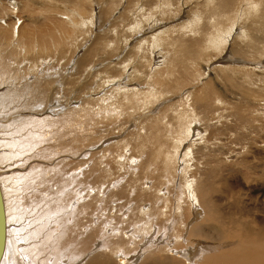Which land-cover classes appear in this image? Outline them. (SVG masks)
Listing matches in <instances>:
<instances>
[{
    "label": "bare ground",
    "instance_id": "6f19581e",
    "mask_svg": "<svg viewBox=\"0 0 264 264\" xmlns=\"http://www.w3.org/2000/svg\"><path fill=\"white\" fill-rule=\"evenodd\" d=\"M144 1L149 5L154 2V0ZM34 2V0H0V197L5 221L4 246L0 254V264H264V226L256 227L242 217L228 216L224 222L219 214L218 204L211 197L213 190H216L214 189L215 180L221 177L218 175L221 161L216 160L217 158H230L227 161L238 168L240 176L243 175L245 179L251 173L248 171L251 167L247 165L248 161L239 159L241 147L232 146L226 150V143H217L222 129L209 123L212 119L209 114L213 115L224 107L215 103L212 87L209 85L202 87L198 94L191 95L190 102L185 100L180 104L181 108L175 103L177 99L173 101L174 103L168 101L166 105L165 103L156 104L160 99L161 101L165 99L163 95L172 93L170 96L172 97L178 95L184 88L189 89L190 86L186 81H189V78L194 80L196 75L200 76L197 71V66L200 64L196 65L198 63L195 64V62L204 58L205 56L202 57V55H205L207 50L211 52L212 49H219L223 45L222 50H219L221 55L225 44L229 39L232 40L234 35L240 40L244 37L240 44L246 47L247 53L252 54L250 56L252 60L234 57L236 54L234 56L232 54L228 56L227 63L226 60L218 61L222 63L219 66L224 67L223 65L235 63L239 66L251 64L255 70H259L261 75L259 81L262 84L260 86L256 84L258 87L255 86V89L239 84L238 90L244 94V97L246 94V97L256 93L264 94V0H221L220 3L218 1V4H211V7L206 8L208 11L205 20L210 19L211 15L221 16L224 9L232 11L226 15L227 20L234 17L233 10L236 4L244 2L240 14L235 12L234 20H238L241 14H245L250 24L244 26L240 32L234 31L235 20L225 33L221 34L222 32L215 28L213 22L208 26L205 21L199 24L202 16L200 17L197 10L193 11L185 23L180 22V25L173 29L177 35H180L172 38L170 42L174 54L167 57L165 53L158 56L160 60H155V68L163 65L160 67L161 70L154 69L155 72L158 71L157 74L151 75L149 71L137 68L138 65L145 64V67L148 65L146 62L150 60L145 59V63L137 60L131 67L128 64L121 66L122 72L117 71L121 78L107 80L108 84L111 83L110 86H118L116 90L131 86L125 90L124 94L128 93L129 97L124 95L123 98L126 101L123 104L127 103V106L132 104V107L150 104L151 108L147 115L139 114L131 121L133 128H137L136 134L132 132L135 137H133V157H140L142 160L140 164L130 166L135 175L132 185H122L124 179L120 178L122 180H116L112 186L113 190L109 189L110 192L105 194L106 196L99 194L102 184L99 186L98 180L106 176L104 174L108 171L107 168L101 167L100 163L93 158L89 159L91 164L86 167L85 161L81 159L87 155L83 152L85 150H80V145L85 141L83 119L91 118V113L94 120L95 117L98 118L110 111H112L111 115L116 117L117 112L107 108L98 111L99 108L96 107V113L93 110L91 112L92 108L85 110L79 105L78 109L65 107V105L72 107L71 101L65 103L67 99L63 101L61 96V100L58 94L66 87L61 90L62 85L71 84L74 80L66 75L55 79L50 70L53 66L49 65L46 54L51 46H56L55 51L61 50V55L62 39L65 37L55 38L49 30L35 36L37 32L33 29L25 31L24 35H14H17L19 31L17 28L20 25L16 28V24L23 13L34 17ZM72 2L70 16L67 15L66 18L69 25L75 27L76 21L72 18V13L81 14L86 0H72ZM209 2H206V6H210ZM43 7L48 13L56 11L51 2H44ZM94 17L90 16L88 22L93 24ZM83 20L81 18V22ZM135 21L131 27L133 33L130 36H152L150 37L151 46L154 48L160 46L161 43L159 44L158 40L167 32L164 27L156 28L157 24L155 26L151 24L148 29H144L145 26L140 21ZM65 22L67 24V21ZM54 24L64 35L75 31L70 26L71 29L67 28L68 24L62 21L55 20ZM100 25L103 26L101 23ZM209 28H215V30L209 31ZM181 32L184 36L189 32L199 38L185 40ZM106 34V36H112L109 29ZM142 40L140 39L139 42L141 43ZM108 46L107 39L98 37L91 49L80 58V65L86 62L85 59L90 60L98 53L105 51ZM239 54L238 56H242ZM136 57L137 54L132 59L135 60ZM193 63L195 66H192ZM43 64L49 67L40 68ZM121 67L118 69L121 70ZM151 67L149 68H154ZM46 68L47 71H45ZM130 68L134 77V80L131 78L133 82L129 79L131 73L124 75L126 69ZM77 70L79 72V69ZM139 72H142L141 75ZM176 73H178L177 77H175ZM147 76L148 78L154 76L151 83L148 82L149 85L144 83L148 85V88L150 86V89L145 92L137 91L136 86H140L141 83L139 81L135 83V81L140 79L138 77ZM183 76L186 81H180ZM243 77V79L246 78ZM185 93L188 99L191 92ZM77 96L79 95H75ZM151 99L155 101L158 99V101L155 103ZM166 100L163 102H167ZM121 101L122 97L118 101L119 104L117 102V106L113 104L115 110L122 107ZM233 108V113H228L224 117L232 116L233 119L236 117L238 119H236L238 125L234 124L236 128L240 127L239 123L241 126L248 124V115L244 114V109L237 106ZM23 113H29V115L21 116ZM32 114L40 116H31ZM81 114L84 117H81ZM135 114L137 113L134 112L133 115ZM222 116L219 115V117ZM228 129L231 131V128ZM202 131L208 135L205 136ZM235 139L238 141H232V143L241 145L244 134L236 133ZM105 141L108 139L102 140L100 144ZM198 141L202 144L200 145ZM209 145H214V149L211 150ZM206 148L209 151L206 152ZM131 161L134 162V158H131ZM177 176L182 186L180 187L187 193L186 200L191 206L186 218L181 197L177 194ZM197 176L200 182L195 186ZM180 187L178 186L179 190ZM113 202H115L114 206H112ZM113 209L115 214H111L115 217H111L109 221L116 219L121 224L107 221L113 224L107 231L109 224H106L108 220L106 214L109 212L105 211ZM123 211L127 216H123ZM104 213H106L105 216ZM122 216L126 218L123 219ZM170 219L172 227L181 220L179 234L170 236L171 225L168 223ZM123 223L127 228L122 227ZM209 234L216 235L218 239L210 237ZM220 234L224 237L222 241ZM212 242L216 244L214 249L211 247ZM123 244L124 247H121ZM129 244H135V249L134 247L131 250L128 249ZM227 244L231 245V249L220 251ZM213 251L217 253L213 254Z\"/></svg>",
    "mask_w": 264,
    "mask_h": 264
},
{
    "label": "rangeland",
    "instance_id": "374dc122",
    "mask_svg": "<svg viewBox=\"0 0 264 264\" xmlns=\"http://www.w3.org/2000/svg\"><path fill=\"white\" fill-rule=\"evenodd\" d=\"M34 1H35L34 2V10H35L34 12L35 13L33 14L34 17H30L29 14L23 13L21 19L16 24V28L20 25L17 28L19 31L17 35L16 34L14 35L15 36H20L21 34L24 35L25 31L27 30L29 31L33 29L38 33V34L36 33L35 36H39V34L41 35L42 33L44 34L48 32L49 30V32H51V34L55 36V38H59V36L65 37L62 39L63 48H62L61 55H60L61 50L56 49L55 51L56 46H51L49 48V51H47L48 53H46L47 60H49V65L51 64V66L55 68V70L52 67L50 69L51 72L54 74L53 76L55 77V79L61 78L62 76L66 75L69 78H72L74 80L73 82L74 84L71 83V84L65 85L66 84L65 83L60 88L62 90V88L66 86L65 89L63 88L60 94H58L59 98L61 99V96H62V98L64 99L63 101H65V98H66L67 102L65 103H68L71 101L70 106L72 105V107L69 108V106L67 105H65V107L66 108L68 107V109H73V108L78 109L80 106L81 108H85V110H89L88 108L90 109L92 108L91 112L93 110L96 113H97V108H99L98 111L100 109L103 110L104 108H107V109H112L115 113L117 112L116 117H113L111 115L112 111H110V113L109 112L103 113L104 115L99 114L100 116H98V118L95 117L94 120L92 119L93 116L91 113H90L91 118L88 117L87 119H85L84 115L81 114V117H84L83 120L85 121V123L83 121V124H84L83 129L85 131L83 133L87 136L86 138V136L83 135V137H85V141H83L82 142L83 144L80 145L81 146L80 150L82 151L85 150L83 152H86L87 155L84 157H81V159L85 161L86 167L91 164L90 163L91 161H89V159L93 158L94 161H96L97 163H100L101 167H106L108 170L104 174L106 176L101 177L100 180H98L100 183V184L98 183L99 186L102 184L100 186L102 190L100 189V193H99L102 196H106L105 194H108L110 190L111 191L113 190L112 186L116 180L119 181V180L124 179L122 180V185H125V186L132 185V179L134 178L135 175L134 173H132L131 167L134 165L140 164L142 160L140 157H133L132 147H133V142H134L133 140L135 137L132 135V132L135 133L137 128L135 127L133 128V125H131V121L132 119L134 120V118L138 117L139 114H144V116L147 115V113L149 112L151 108L150 104L148 105L140 104L136 107L134 105L132 107V104L130 105L128 104V106L126 105L127 103L123 104L125 103L124 101H126L123 98L125 95L124 93H126L125 90L126 88H130L131 86L126 87V88L124 87L121 90H116L118 89V86L117 87L110 86L111 83L108 84L107 80L115 78V77H118L120 79L121 77H119L118 74H120L123 70L121 66L128 64L129 67H131L133 64H135L137 60H142V62L145 63V59L150 60V61H147L146 63L148 65L150 63V65L153 66L154 68L150 69L152 68L150 65L149 66L147 65L146 66L147 68H146L144 66L145 64L143 66L138 65L137 68L144 69L146 72L149 71L151 75L157 74L158 71L155 72V70L157 69L161 70L160 67H162L163 65L160 66L159 68H155L156 67L154 63L155 60L157 61L160 60L161 58H158V56L163 55L165 53H167V57L169 56L171 57V55L174 54V52H172V45L170 42H172L173 40L172 38H175L180 35H177L176 31H173V29H176V27L180 25V22L185 23V21L188 18H190V15L191 13H193V11L195 12L197 10L200 13V17L201 16L203 17V18L201 17V19L199 20L201 21L199 22V24L200 23L203 24V22L205 21L206 25L208 26L209 23L213 22L215 25V28L219 29V31L222 32L221 34H223L225 33L226 29L231 25L232 21L236 20V19L234 20L235 12H238V14H240V11L243 9V3H244V2H240V4H236V6L234 7L235 9L233 10L234 17L232 19L228 18L226 20V15H229L230 13H232V11L224 9V13L222 14L223 16L216 15L215 17H213V15H211L213 18L211 17L210 19L205 20V17H207L206 16V12L208 11L207 9L211 7V4L216 5L218 4V1L220 3L221 0H154L153 4H150V5L148 4V2H145L144 0L143 2L142 0H125V1L124 0H92V1L86 0L85 8L84 10H82V13H81L82 15L85 14L84 16H82L79 12H78L79 13L78 15L76 12L72 13L73 14L72 18H74V20L76 21L75 27H72L71 24L69 25L68 23V18H66L67 15L70 16L69 10L72 8L71 7L73 4L72 0H34ZM138 1L140 4L138 3ZM207 1H210L208 3L210 6L208 5L206 6ZM44 2L53 3L56 8V11L55 12L51 11V13L46 12V9L43 7ZM184 2L186 4H184ZM142 6L143 8H141ZM92 15L93 17L95 16L93 24L88 22L89 17L90 16L92 17ZM81 18L82 20L84 19L85 21L83 20V22H81ZM55 20L62 21L65 24H66L65 21H67L68 25L66 24L67 26L66 25L65 26L67 28L70 26L74 28L75 31L66 33L65 35L62 34L61 31L55 27V24H54ZM105 20L108 21L109 23L106 22ZM134 21L135 22L140 21V23L145 26L144 29H148L151 26V24L154 26L155 24H157L156 28L164 27V30L167 32L164 33L165 35L160 36L158 40V43L159 44L161 43L160 46H158L157 48H154V46H151L150 37L152 36H130L133 33L132 32L133 29L131 27L134 25ZM153 21H155L156 23ZM100 23L103 26H101ZM114 23H115V26H114ZM248 23L250 24V20L246 18L245 14L244 15L241 14L238 20H236L235 22L236 27L234 28V31L235 32H240V30L242 31L243 30L242 28H244V26L249 25ZM4 25H6V23ZM99 25L101 27H99ZM215 28H209V31H214ZM108 29L110 30V33L112 34V36H106L107 35L106 32ZM182 33L183 32H181V34ZM99 34L100 36H98ZM215 34L216 33L214 32V35ZM181 36H184V34H182ZM98 37L99 39L100 38L107 39V44L110 47L108 46L105 51L98 53L97 56L93 57L90 60H88V58L85 59L86 62L84 61L83 65L81 66L80 58L89 49H91V47L94 45V42L98 39ZM136 37L137 38L140 37V39H143L142 42L140 43L139 42L140 39L139 38L136 39ZM145 37H147V39ZM161 37L164 38V40H162ZM184 37H185V40L186 38L187 39L199 38V36H194L189 32L185 33ZM243 39L244 37L242 38V40ZM245 39L247 41V38ZM144 40L147 43H145ZM242 40H240L238 36L234 35L233 39L232 40L229 39V41L225 44V48L223 49L224 54L222 53L221 55H220L221 53L220 51L224 47L223 45H221L220 47L221 49L220 48L216 50L212 49L211 52L210 50L209 51L207 50L206 54L202 55V57L203 56L205 57L200 59V61L198 59L195 62V64L198 63L196 65L200 64L199 66H197V71L200 74V76L198 77L196 75L194 80L192 78H189V81L188 80L186 81V78L184 76L180 78V81L187 82V84L190 86L189 89L184 88L182 90L183 92L181 91L182 93L180 92L178 93V95H173L172 97H170L172 93H169V95L168 94L163 95L162 97L164 98L165 96V99H163L162 101L160 98H159L160 99L159 101L157 99L158 103H156L157 101H155L154 99H151V100H153L158 105H160L161 103H165L166 105L168 101H170L171 103L177 99L175 103H177L178 107L180 106L181 108L182 106L180 104L184 103L185 100L186 102H190L191 95L198 94L202 87L206 85H209L210 87H212L215 93L214 95L215 103H217L218 105L221 104L220 106L224 107L223 110L221 109V111L223 112H221L219 109L218 111L214 112L213 115L209 114V116L212 117L209 123H211L212 125H216L217 127L222 129V134L219 135L217 139V143L218 144L220 142L226 143L227 144L226 150H228V148L229 149L232 148V146L241 147L239 149L241 152V155H240L241 157L239 156L240 157L239 159L243 158L244 160L248 161V164L247 163L246 164L251 166L248 168V171H250L251 173L249 177L245 179L243 175L240 176L241 174L238 172V168L233 167L232 165H230L231 162L227 161V160H230V158L228 157L225 159L217 158L216 160L221 161V163L219 164L220 170L218 171V175L221 177L220 179L215 180L214 189L216 190H213L211 197L218 204L217 208L219 207L220 209L219 214L221 215V218L223 217L224 222L227 220L228 216H232L236 218L242 217L248 223L251 222L252 224H255L256 227L257 226L262 227L264 226V139H263L264 138V94L256 93L251 96L248 94L249 95L248 97H246L247 96L246 94L244 97V94H242L241 91L238 90V87H237L239 86V84H244L246 87L249 86L251 88H254L255 86L258 87L260 86V84H262L259 81V76L261 75H260L259 70L257 69L255 70V68H253L251 64H248L246 66L245 65L239 66V64L235 63L234 65L228 64V65H223L224 67L222 66L220 67L219 65L220 64L222 65V63L218 62L221 60H226L225 62L227 63V60L229 58L228 56L232 54H233L232 56H234V54L237 55V56L235 55L234 57H239V58L241 57L248 61L252 60V58L250 57L252 54L247 53L246 47H244L243 44H240V42L242 43ZM51 48L52 50H50ZM137 48H138V51H137ZM241 48L243 50H241ZM238 53H240L242 56H238ZM133 54L134 55L137 54V57L139 56L140 58L136 57L135 60H133L132 59L134 57ZM223 58H226V59H223ZM237 60L240 61L239 59ZM168 61H169V58H168ZM78 64L80 65L81 68L79 67ZM49 65L43 64V66H40V68L42 67L48 68ZM193 65L194 63L192 64V66ZM118 67H121V70H119ZM47 68L45 69V71H47ZM77 69H79V72ZM127 69L124 75H129L131 73L129 76V79L132 78L134 80L132 69L131 68L129 70ZM56 71H58L57 75H56ZM117 71L118 72L120 71V73H118ZM204 71H206L205 74H204ZM139 73H140L139 75H141L142 72H139ZM177 76H178V73L175 74V77ZM243 76H245L246 78L243 79L244 78ZM153 77L154 76H151V78H148L147 76V77H138L140 78L139 80L135 79L136 80L135 83H138L137 81L141 83L140 86L138 87L136 86L137 91L139 92L148 91V89H150V86L148 88V85L151 83V79ZM227 77L229 78L227 79ZM147 79H149L150 81ZM148 82L150 83L148 84ZM144 83H147L148 85ZM73 86L75 87L73 88ZM67 87L69 89L71 87V89L69 90ZM186 91L191 92V94L188 96V99H186V96H187V93H185ZM77 94L79 95L77 96L78 98L75 97V95ZM125 96L129 97V94L127 93ZM121 97H122V101L120 103L122 107L121 108L118 107V109L116 108L115 110L114 105L117 106L119 104L118 101L121 100ZM166 97H170V98H166ZM193 97L194 96H192V98ZM60 99H59V103L61 102ZM164 100H166L167 102H163ZM178 100L179 101L181 100V102L179 103ZM89 103L90 105H88ZM84 105H88L89 107L84 106ZM235 106L242 108V110L244 109L245 111L244 114L248 115V124L241 126V123H239L240 124L239 128L234 127V124L238 120L236 117L234 119L232 116L224 117L228 113H233L234 111L233 107ZM83 112L84 111H82V113ZM134 112H136L137 114L133 115ZM25 114L29 115V113H23L21 114V116H25ZM220 114L223 116L219 117ZM34 115L40 116L36 114H32L31 116H34ZM131 116H134V117L131 118ZM96 119H99V120H96ZM201 124L203 125V123ZM202 127L204 128V126ZM227 128H231V131L230 129L227 130ZM130 130L132 131L129 132ZM205 131H202V132L206 136L208 135L207 134L208 132L206 131L207 132L206 133ZM224 132L225 134H223ZM239 132L244 134V139L240 142L241 145H236L235 143H232V141L234 142L238 141L235 139V135L236 133H239ZM104 139L105 140L108 139V141H105L104 143L100 144V142ZM200 141H198L199 144L201 143ZM209 148L211 150L214 149V145H209ZM205 151L207 152L209 151V149L206 148ZM124 152L126 153V155ZM131 158H134V162L131 161ZM179 182H180V179L177 176L176 178V183H177L176 185H177V190H178L177 194L180 195L181 197V205L184 209L185 218H186L190 213L191 206L188 200H186L187 193L185 192L183 188H181L182 186ZM198 182H200V179L197 176V180L195 181V186L198 184ZM178 186L179 187L181 186L180 187L181 191L178 189ZM114 188L116 189V187ZM114 203L115 202L112 203V206H114ZM105 212L107 213L109 212L108 214L104 213V216L105 214L108 216L107 217L108 220H106V224H109L108 222H112V223L115 222L118 225L121 224L116 219H114V221H109V219L111 220V217H115V215L113 216V214H115L114 209L112 211H105ZM123 212L125 214V211ZM123 212L121 214H123ZM124 214L123 216H127V214L125 215ZM125 218L126 217H123V219ZM171 219L168 221L169 224L171 222ZM181 220L180 222H177L178 224L174 225L173 227L170 224L171 225V235L170 236L179 234L181 230ZM111 224L108 225L107 231H108V228H111L110 227ZM122 227L127 228L124 223ZM209 235L210 237H213L216 240L218 239L216 235H211V234ZM221 236L222 235L220 234L219 237ZM140 238H142V236ZM223 238L224 237L222 236L221 241ZM209 241H211V238H209ZM212 243H211V247L214 249L216 247V244L215 242H212ZM130 245L131 244H129L128 249L131 250L135 246V244H132L131 246ZM121 247H124V244ZM228 248L231 249L230 244H227V246L221 248L220 251L222 252L227 251L229 250ZM212 253L215 254L217 253V251H213Z\"/></svg>",
    "mask_w": 264,
    "mask_h": 264
},
{
    "label": "water",
    "instance_id": "95a60500",
    "mask_svg": "<svg viewBox=\"0 0 264 264\" xmlns=\"http://www.w3.org/2000/svg\"><path fill=\"white\" fill-rule=\"evenodd\" d=\"M4 227H5V221H4V216H3V205L0 197V254L3 250L4 246Z\"/></svg>",
    "mask_w": 264,
    "mask_h": 264
}]
</instances>
